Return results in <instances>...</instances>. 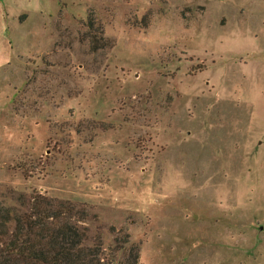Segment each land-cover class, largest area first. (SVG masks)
I'll list each match as a JSON object with an SVG mask.
<instances>
[{"label": "rangeland", "instance_id": "374dc122", "mask_svg": "<svg viewBox=\"0 0 264 264\" xmlns=\"http://www.w3.org/2000/svg\"><path fill=\"white\" fill-rule=\"evenodd\" d=\"M0 23L9 231L40 193L103 264H264V0H0Z\"/></svg>", "mask_w": 264, "mask_h": 264}, {"label": "trees", "instance_id": "16d2710c", "mask_svg": "<svg viewBox=\"0 0 264 264\" xmlns=\"http://www.w3.org/2000/svg\"><path fill=\"white\" fill-rule=\"evenodd\" d=\"M86 26L93 50L110 45L94 17H89ZM20 206L24 210L13 209L10 231L0 220V264H103L100 237L90 246L84 242L86 232L79 222L86 218L85 210L69 200L40 193H34L26 204L20 202ZM7 216L9 211L0 202V218ZM117 248H124L123 244ZM138 259V247L130 244L119 264H137Z\"/></svg>", "mask_w": 264, "mask_h": 264}, {"label": "crops", "instance_id": "0c3cea01", "mask_svg": "<svg viewBox=\"0 0 264 264\" xmlns=\"http://www.w3.org/2000/svg\"><path fill=\"white\" fill-rule=\"evenodd\" d=\"M2 31H3V24L0 23V35L2 34Z\"/></svg>", "mask_w": 264, "mask_h": 264}]
</instances>
